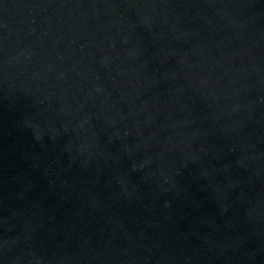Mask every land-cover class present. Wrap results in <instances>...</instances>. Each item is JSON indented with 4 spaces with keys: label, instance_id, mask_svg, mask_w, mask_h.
<instances>
[{
    "label": "water",
    "instance_id": "water-1",
    "mask_svg": "<svg viewBox=\"0 0 264 264\" xmlns=\"http://www.w3.org/2000/svg\"><path fill=\"white\" fill-rule=\"evenodd\" d=\"M0 264H264V0H0Z\"/></svg>",
    "mask_w": 264,
    "mask_h": 264
}]
</instances>
